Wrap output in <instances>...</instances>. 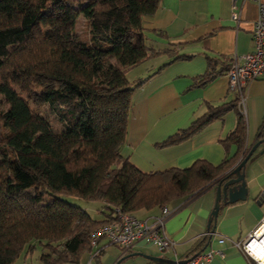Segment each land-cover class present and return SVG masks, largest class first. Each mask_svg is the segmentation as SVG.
<instances>
[{"label": "trees", "instance_id": "obj_1", "mask_svg": "<svg viewBox=\"0 0 264 264\" xmlns=\"http://www.w3.org/2000/svg\"><path fill=\"white\" fill-rule=\"evenodd\" d=\"M159 1L0 0V264L35 249L43 264L76 263L91 232L116 218L115 208L135 213L193 197L247 153L245 117L233 100L209 105L159 144L177 143L235 109V127L222 140L238 147L230 159L144 172L120 154L131 93L142 82L126 72L154 52L143 18ZM208 67L196 84L214 78L211 60ZM65 196L103 200L106 219Z\"/></svg>", "mask_w": 264, "mask_h": 264}, {"label": "crops", "instance_id": "obj_2", "mask_svg": "<svg viewBox=\"0 0 264 264\" xmlns=\"http://www.w3.org/2000/svg\"><path fill=\"white\" fill-rule=\"evenodd\" d=\"M261 3L264 0H160L156 11L143 18L145 43L154 52L126 72L129 80L142 82L131 93L127 131L120 148L123 157L140 170L151 172L188 167L197 159L217 165L236 156V144L222 142L235 127V109L177 143L159 144L188 127L209 105L233 100L238 104L239 93L230 87L223 69L234 55L253 49L251 30ZM172 54L183 56L173 60ZM209 60L216 74L209 82L198 85L195 79L210 71ZM140 64L146 65L141 68ZM243 95L244 146L249 148L264 127V73L248 84ZM242 171L247 196L220 204L213 233L210 234L212 222L209 230L206 226L215 202L216 182L193 197L174 199L166 205L170 214L164 230L174 241L168 250L159 252L155 245L142 240L122 250L102 237L80 254L78 262L68 264H157L150 257L184 260L210 248H221L223 255H215L206 264H264V256L258 263L242 250L243 241L264 220V141ZM96 200L101 204L97 210L84 208L94 211L96 216L90 215L95 220H105V202ZM159 212L160 208L152 207L132 214L147 218ZM221 237L224 243L218 242ZM12 264L43 263L37 252L21 255Z\"/></svg>", "mask_w": 264, "mask_h": 264}, {"label": "built area", "instance_id": "obj_3", "mask_svg": "<svg viewBox=\"0 0 264 264\" xmlns=\"http://www.w3.org/2000/svg\"><path fill=\"white\" fill-rule=\"evenodd\" d=\"M233 17L237 18V15L233 14ZM251 34L253 49L245 54L234 55L225 71L230 87L239 93L238 105L243 114L244 89L252 80L264 73V3L258 5V13L253 22ZM169 214L170 210L167 206H162L159 214L147 218H138L132 213L115 208L116 218L96 227L91 232L90 245L95 246L100 238L105 237L109 244L128 250L142 240L155 245L159 252H164L174 244L164 230L165 219ZM262 226H264V220L242 243V250L255 257L258 263L263 262L262 256L255 254L256 250L264 251V233L258 234ZM218 242L224 243V238H219ZM240 244L241 242L237 243L238 246ZM215 255H223L221 248L200 251L187 259L175 260L173 264H206Z\"/></svg>", "mask_w": 264, "mask_h": 264}, {"label": "water", "instance_id": "obj_4", "mask_svg": "<svg viewBox=\"0 0 264 264\" xmlns=\"http://www.w3.org/2000/svg\"><path fill=\"white\" fill-rule=\"evenodd\" d=\"M264 141V137L257 140L249 148L243 159L235 163L225 174V176L216 182V196L213 208L210 212L207 222V230L210 228V234L214 231V224L216 216L220 207V204H225L228 202H235L237 200H243L247 196L246 181L244 178V173L242 171L245 162L251 156L256 147ZM157 264H173L175 260H168L163 257H150ZM181 261V260H180Z\"/></svg>", "mask_w": 264, "mask_h": 264}, {"label": "rangeland", "instance_id": "obj_5", "mask_svg": "<svg viewBox=\"0 0 264 264\" xmlns=\"http://www.w3.org/2000/svg\"><path fill=\"white\" fill-rule=\"evenodd\" d=\"M78 31L81 33V35H84L85 34V31H86V28H85V23H84V20L80 17L79 21L77 22V25H76ZM146 64H140L139 67H143L145 66ZM136 70H138V68H136ZM134 71V70H133ZM5 129L2 128V126L0 125V133H3ZM66 200L74 203V204H77V205H81L83 207H92V208H95L96 210L99 208V206H101L100 203L97 202V200H83V199H80V198H77V197H74V196H65ZM93 217L96 216L94 211H90L89 212ZM37 249H35L33 251V254H36L37 253Z\"/></svg>", "mask_w": 264, "mask_h": 264}, {"label": "bare ground", "instance_id": "obj_6", "mask_svg": "<svg viewBox=\"0 0 264 264\" xmlns=\"http://www.w3.org/2000/svg\"><path fill=\"white\" fill-rule=\"evenodd\" d=\"M261 232L262 233H264V226H262L261 228H259V230H258V234H261ZM255 254L257 255V256H264V251H263V249L261 250V249H259V250H256L255 251Z\"/></svg>", "mask_w": 264, "mask_h": 264}]
</instances>
